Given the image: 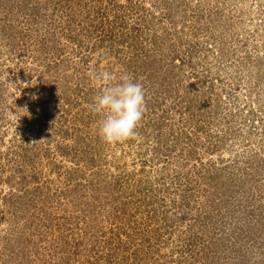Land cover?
<instances>
[{"label":"rangeland","instance_id":"obj_1","mask_svg":"<svg viewBox=\"0 0 264 264\" xmlns=\"http://www.w3.org/2000/svg\"><path fill=\"white\" fill-rule=\"evenodd\" d=\"M0 264H264V0H0Z\"/></svg>","mask_w":264,"mask_h":264},{"label":"clouds","instance_id":"obj_2","mask_svg":"<svg viewBox=\"0 0 264 264\" xmlns=\"http://www.w3.org/2000/svg\"><path fill=\"white\" fill-rule=\"evenodd\" d=\"M91 79L98 87L88 105L100 116L97 134L106 144L135 137L146 112V91L127 74L117 75L103 67L93 70ZM36 98V97H33Z\"/></svg>","mask_w":264,"mask_h":264}]
</instances>
